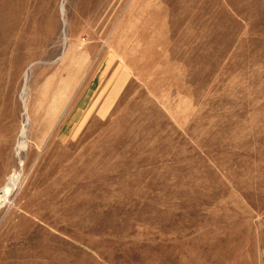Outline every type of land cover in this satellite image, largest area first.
Segmentation results:
<instances>
[{
	"label": "rangeland",
	"instance_id": "1",
	"mask_svg": "<svg viewBox=\"0 0 264 264\" xmlns=\"http://www.w3.org/2000/svg\"><path fill=\"white\" fill-rule=\"evenodd\" d=\"M19 168L0 264H261L264 0H0Z\"/></svg>",
	"mask_w": 264,
	"mask_h": 264
},
{
	"label": "bare ground",
	"instance_id": "2",
	"mask_svg": "<svg viewBox=\"0 0 264 264\" xmlns=\"http://www.w3.org/2000/svg\"><path fill=\"white\" fill-rule=\"evenodd\" d=\"M63 10V5H62ZM22 169L19 168L18 172L11 174L4 186L0 188V207H2L7 201L8 196L12 189L17 185Z\"/></svg>",
	"mask_w": 264,
	"mask_h": 264
},
{
	"label": "crops",
	"instance_id": "3",
	"mask_svg": "<svg viewBox=\"0 0 264 264\" xmlns=\"http://www.w3.org/2000/svg\"><path fill=\"white\" fill-rule=\"evenodd\" d=\"M263 257L261 256V259H262V262L261 264L263 263L264 264V254L262 253Z\"/></svg>",
	"mask_w": 264,
	"mask_h": 264
}]
</instances>
